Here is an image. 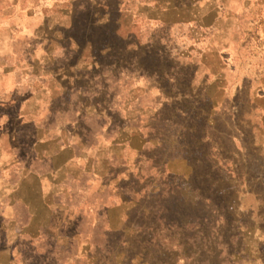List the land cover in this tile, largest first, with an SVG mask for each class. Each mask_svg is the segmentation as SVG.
Instances as JSON below:
<instances>
[{"label": "rangeland", "instance_id": "374dc122", "mask_svg": "<svg viewBox=\"0 0 264 264\" xmlns=\"http://www.w3.org/2000/svg\"><path fill=\"white\" fill-rule=\"evenodd\" d=\"M188 4L10 0L0 264H264V0Z\"/></svg>", "mask_w": 264, "mask_h": 264}, {"label": "crops", "instance_id": "0c3cea01", "mask_svg": "<svg viewBox=\"0 0 264 264\" xmlns=\"http://www.w3.org/2000/svg\"><path fill=\"white\" fill-rule=\"evenodd\" d=\"M18 2H24V0H17ZM189 2L187 6H184L180 10H184L185 12L193 13L196 15V13L201 14L203 8L204 12L206 13V17H212L215 16V13L217 12L216 3L217 0H186ZM193 3V4H192ZM9 7H10V0H0V56L8 54V49L6 52L3 50L4 45L8 44L9 40V33L10 28L7 24L9 21ZM178 9V16L182 17L180 14V11ZM193 15V16H194ZM184 16V15H183ZM262 30L264 31V27H262Z\"/></svg>", "mask_w": 264, "mask_h": 264}]
</instances>
